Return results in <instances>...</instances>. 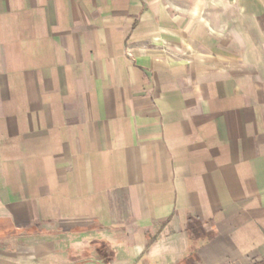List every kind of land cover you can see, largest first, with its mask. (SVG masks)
<instances>
[{
    "label": "crops",
    "instance_id": "obj_1",
    "mask_svg": "<svg viewBox=\"0 0 264 264\" xmlns=\"http://www.w3.org/2000/svg\"><path fill=\"white\" fill-rule=\"evenodd\" d=\"M0 264H264V0H0Z\"/></svg>",
    "mask_w": 264,
    "mask_h": 264
}]
</instances>
